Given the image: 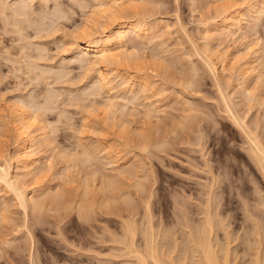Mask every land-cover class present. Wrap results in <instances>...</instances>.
<instances>
[{
  "label": "rangeland",
  "instance_id": "374dc122",
  "mask_svg": "<svg viewBox=\"0 0 264 264\" xmlns=\"http://www.w3.org/2000/svg\"><path fill=\"white\" fill-rule=\"evenodd\" d=\"M263 2L126 1L125 5L147 9L148 14L144 15L142 21L150 28L153 26L154 40L140 47L141 54L136 52L141 56L136 60L139 64L121 61L118 65H104L102 69L113 80L110 88L114 95H123L126 89L120 78L122 76L149 80L153 91L143 93L140 102L143 100V103L149 104L158 101L156 107L160 113L159 117L146 120L142 116L144 109L137 107L138 111L142 110L138 114L134 106L132 108L131 103L128 104L120 96L116 101L119 111L115 118L109 120L112 118L108 115L109 110H103L105 107L100 103V106L97 105L98 102L93 104L90 100H93L92 97L86 102L87 106L84 105L86 109L83 104L72 100L73 97L84 96L85 88L93 83L90 78L94 71L83 67L81 62L70 63L74 56L71 38L74 30L82 26L102 33L101 24L105 20L102 13L97 14L91 5L92 8L88 6L85 9L75 6L73 10L61 6L66 12L71 11V15L68 14L70 18L62 19L57 23L58 27H52L45 16L58 7L56 0H0V161L12 157V172H20L17 165L21 145L12 111L21 105L18 100L23 99L29 103L24 106V110L35 115L30 131L34 134L39 126H48L45 132H49L48 136L52 137H49L50 143V140L48 143L43 141L45 144L42 147H35L37 150L33 159L38 161L34 167H40L42 171L35 180H31V176L27 179L31 181L28 191L43 193L47 188L51 191L60 190L66 193L65 206L68 209L51 210L52 206L48 204L42 213L44 224L38 226L30 238L23 228L26 219L24 212L12 202L10 195L0 191V204L6 201L10 205L9 217L6 220L0 218V264L17 251V246L27 245L29 249L31 244L35 247V253L42 256L40 264H134L133 259L117 257L122 251H119L121 246L114 242L121 232L118 230L121 218L117 213L122 211L121 215L126 214L123 212L126 208L124 199L109 200L103 205V196L100 198L98 192L100 185H92L86 200L88 198L89 205H93L91 209L96 220L89 222L90 225L79 219L77 199L82 192L80 185L85 178V171L88 172V165L75 166L76 162L71 159L78 154L83 156L82 146L85 145H92L95 149L100 146L101 150L105 145L113 146L115 152L109 151L107 154H111V158L114 156V164L106 151L99 154L110 160L106 161L110 164L105 166L110 174L115 175L116 169L123 164H128L126 167L129 168L134 163V171L142 178L145 190L135 185L136 179L126 177L124 193L129 191L132 194V205L137 206L139 213L136 220H144V214L140 213L145 212V204L143 202L142 205L141 201L153 194L150 209L155 224L162 229L169 227L175 232L178 242H182L183 230L184 233L189 231L185 225L189 223L194 227L204 221V210L211 200L214 203L209 206V210L218 224L217 241L222 245L221 248L216 246L219 255L223 257L229 251L231 264H255L259 254L263 259L260 264H264V176L251 158V143L227 118L214 72L206 66L208 62L214 64L217 70L215 75L221 80L224 93L246 122L261 134L264 148V99L262 103L255 99L256 95H264V78L257 83L253 78L256 74L264 73V58H260V49L264 45V17L257 29L250 28L254 23L252 20L259 15L254 12L255 9L263 7ZM18 5H27V17L15 15L14 10H17ZM11 6L5 10V7ZM234 10L244 14L242 30H237L236 26L233 28L237 31L230 33L233 35L219 36L218 33L223 30L221 27H224L220 22L222 13ZM16 20L21 21L26 28L24 34L15 30L13 24ZM40 24L44 31L36 33ZM37 47H41L44 56L34 60L41 70L52 71L46 81L41 78L38 80L28 69L26 62L33 57H23L24 52ZM130 48L134 47L129 46L126 50L133 53L134 50ZM126 50L122 53L128 54ZM223 63L226 64V71H223ZM252 67L256 70L253 71ZM59 76L64 77L59 79ZM188 82L193 85L188 87ZM244 82L247 90L242 93L241 84ZM117 85H121L120 90ZM52 91L63 96L58 97L55 106H50L54 109L48 110L49 106L40 98ZM105 96L108 97L107 94ZM165 105L168 106L164 108ZM160 109H165V113L162 114ZM123 124L126 130L120 128ZM45 132L41 130L35 134L44 140ZM160 142L165 145L163 148L158 147ZM144 146L147 147L145 151L142 149ZM97 182L96 185L99 184ZM210 190L213 200L208 196ZM61 215L65 217L58 223ZM33 217L30 213L29 223ZM27 254L25 252L18 256L23 259V264H30ZM172 257L177 258V252Z\"/></svg>",
  "mask_w": 264,
  "mask_h": 264
},
{
  "label": "bare ground",
  "instance_id": "6f19581e",
  "mask_svg": "<svg viewBox=\"0 0 264 264\" xmlns=\"http://www.w3.org/2000/svg\"><path fill=\"white\" fill-rule=\"evenodd\" d=\"M56 1L58 3L57 5L58 7H56V9H54L53 12L50 13V15L45 16V18H48L50 22L52 23L51 24L52 27H58L59 25L57 23L60 20L62 19L68 20L70 18L68 14H70L71 11L66 12V10L62 9L61 6H63V8L64 6L68 8H72L73 10V7L75 6L76 7L78 6L81 9H85L89 5H91L94 8V10H96L97 14L102 13L103 15L102 17L105 18L104 23L101 24L102 25L101 28H103L102 33L96 32L97 29L87 30L84 28L85 26L84 27L82 26V28L76 29V31L74 30V34L70 42L71 43L70 45L72 47L71 52L74 53V56L72 57V60L70 61V63L71 62L72 63L81 62L83 67H85L86 69L88 68V70L89 68L90 70H93L94 75L92 76V78H90V79H93L92 80L93 83L91 84V82L89 81L90 82L89 84L91 85L87 84L88 87L85 88L84 90L85 91L84 92L85 94L83 93L84 96L81 97L80 95V97L77 96V98L73 97L72 100L74 102L78 101L79 103L83 104V108L86 109L84 105L87 106L86 102H89V99L92 97L93 100L92 99L90 100L93 104H97L98 102L97 105H99L100 103V105L105 107L103 110H109L108 115L109 116L111 115L112 118H110L109 116L108 117L110 118L109 120H112L113 118H115L116 113H118L119 111L117 99L121 96V98L126 100L128 104L131 103L132 108L134 106V108L136 109V112H139L138 114H141L142 112L140 108L144 109L142 112V116H144L146 120L148 119L151 120L152 118L154 119L156 117H159L160 112H159V108H157L158 101L155 102L154 100V102H149L151 101L149 99H152V98L148 96L149 99L147 98L145 99L149 100L147 101L149 102V104L143 103V100L142 102H140L141 99H143L140 97L143 93L153 91L152 84L149 83V80H147L146 78H142V77L136 78L133 76L132 77L122 76L120 78H122L121 80L124 81L123 84H125L126 89H124L123 95H119L118 92H117L118 93L117 95H114V94H111L112 89L110 88V86L113 85V80L109 77V73L108 74L105 73L102 69L104 65H110V64L116 65L117 63L120 64L121 61L123 62L125 61V63L127 62L129 63L130 61L137 63L136 60L140 59L139 57H141L140 50L142 48L140 47H143L147 43H150L154 40V33L152 34L153 26H151L150 28V26H147V24H145L142 21L144 19V15L148 14L147 9H144L142 7L140 8L137 6L136 7L131 6V5L129 6L128 4H127L128 6L125 5L126 1L130 2L133 0H56ZM263 7H259L255 9L254 12L258 13L259 15L252 20L254 23L251 24L252 25V27H250L251 29H254V28L257 29L260 23L263 22V17H264ZM10 8H12V6L9 8L5 7V10L10 9ZM27 8H28L27 5L19 6L17 10H14V13L17 17H27L28 16V12L26 10ZM243 16L244 14H241L240 12L235 11V10L234 12L224 11L221 15L222 18L220 21L221 24L223 23L224 27H221L223 30H221V32L218 33L219 36L227 37V36L233 35L230 33H233V31L235 32L236 29H234L233 27L236 28V26L238 27L237 30L238 29L242 30L241 22H242ZM20 22L21 21H17V20L14 21L13 26L16 31L24 34V31L26 28ZM36 29H37L35 30L36 33H42L44 31V28H42L41 24ZM216 40H218V37L216 38ZM256 41L258 44L259 39H257ZM129 46L134 47L133 49L130 48V50L132 49L135 52L134 51L133 53L131 51L128 52L126 49H129ZM263 46L260 49L261 50L260 58H264V47ZM135 48L137 49V51L135 50ZM123 50H126L128 54L124 52L122 53ZM28 51L29 52H24V55H23V57H26L27 59H30L33 57L32 58L33 60L32 59L31 61L28 60V62L25 61L27 63L28 69L30 70L31 73L36 75L38 80H40L41 78L42 81H46L45 79L47 78V75L52 74L51 73L52 71L50 70L51 71L50 72L49 70L47 71L41 70L40 65L38 64V62H36L37 60H39V58L42 59L44 56L42 54L43 52H42L41 47H37L34 50L29 49ZM138 51L140 53L139 55L138 53H136ZM17 61H15L14 63H16ZM223 64H224L223 71H226L227 70L226 64L225 63ZM206 66L209 67L208 68L209 70H212V73L214 72V77H215L214 79L218 87V91L220 92V95L222 97V101H223L224 109H225L224 112L227 114V118L231 120L233 125L236 126L242 132L243 135H245L248 143H251L250 144L251 145L250 147L251 158L253 159L255 165L257 166L261 174L264 176V148L262 146L263 141H262L261 134L256 132L255 131L256 129L254 127H251L250 123L246 122L245 118L242 117L238 113L237 109L235 108L234 104L230 100L229 96L224 93L223 87H221L222 85L220 84L221 80H218L215 75L217 74L216 73L217 70H215L216 68L214 64L213 63L211 64L210 62H208ZM252 70L255 71L256 68L252 67ZM62 77L64 76H59V79ZM253 78L256 83L260 82L264 78V73L256 74L253 76ZM41 83H44V82H41ZM245 83L246 82L241 84L242 93H244L247 90V88L244 87ZM192 85L193 83L191 82L187 83L188 87ZM119 86H118V89H119ZM135 87L138 88L139 90H136ZM86 90L88 91L86 92ZM104 94H107L108 97L106 96L104 97ZM155 94L156 93H154V95ZM159 94L160 93H158V95ZM43 95H44L43 97L40 98V96H38V98L43 99L42 101H44V103L47 104V107L49 106L47 108L46 105L44 104L45 105L44 108L46 107L49 110L50 106H55L57 104V101L60 98L59 96L62 94L58 93L57 95L56 91L55 92L52 91V92H48ZM155 96H154V99H155ZM261 96L262 95L260 94L258 96L256 95L255 99L258 102H261L264 99L263 98L264 95L263 97ZM18 102H20L21 105L18 106L19 108L16 106L17 109L14 108L15 110H13L12 113L14 114V117H15V120L14 119L13 120H14V123L16 124L17 134H18L20 145H21V154H20L21 156H20V159L17 165V169L20 172H17L15 174L12 172V168H13L12 157L5 160L4 162L0 161V191L4 192L5 195H10L12 202L24 212L26 219H25L23 228L26 229L28 236L31 238L36 232L38 226H41L44 224V221L42 219V213H43V209L47 207L48 204L52 206V208H50L51 210H57V211L65 210L66 211L68 209L65 206L66 193L61 192L60 190L51 191L50 188H47L43 193H38L35 190L34 191L32 190L31 192L28 191V186L31 181H28L27 179L31 176L32 177L31 180L33 179L35 180V178H37L40 175V171H42L40 167H37V166L34 167L35 166L34 164L36 163V161H38L37 159L35 160L33 159L34 152H36L37 150V149L35 150V147H38L37 145H39V147H42L45 144V142L43 141H46V143H48V141L52 137L48 136L49 132L48 133L45 132V129L46 127L48 128V126H43V125L39 127L37 126L38 128L35 130V133L36 132L38 133L41 130H44L45 132L43 134V136H45L44 140H42V137L40 138L39 134H35V133L33 134L30 131V127L32 123L31 121L35 120V115L32 114L29 110H26V109L24 110V106L29 105L28 102L24 101L23 99L20 101L18 100ZM161 103L159 102V104ZM116 106H117V111L115 110ZM139 106H140L139 109L141 111L137 110V107ZM167 106L165 105L164 108H166ZM83 108H82V111H83ZM52 109H54V107ZM135 109L133 110L134 112H135ZM162 110L163 111H161L160 109L162 114L165 113L164 112L165 109H162ZM85 111L86 110H84V112ZM106 113L108 112L106 111ZM119 118L123 119L122 117H119ZM84 119L85 118L83 116L82 120L84 121ZM120 122H122V120ZM120 122H117V123L119 124ZM215 122L217 123V121ZM83 123H86V122H83ZM84 127H85V124H84ZM121 127L123 128V130L127 129L125 125L120 126V128ZM50 142L51 140L49 141V143ZM85 146L86 147L82 146L83 148L80 146L83 149V152H82L83 156L78 154L77 156L78 158L75 157L76 158L75 159L73 157L71 159L73 162L74 161L76 162V163L74 162L75 166L78 164L80 165L82 164L83 166L85 165L86 167V165H88L87 166L88 172L85 171L86 173L85 178L82 180L83 183L81 182V185H80L82 187V192L80 196H78L79 199H77L79 219L81 221H84V223H89V222H93L92 220H96L94 218L95 217L94 216L95 214L93 213L94 210L91 209L93 205L91 206L89 205L91 203H89L88 198H87L88 202L86 200V197L90 196L89 188L92 187V185L93 187L94 186L98 187L100 185L98 187L99 188L98 192L100 193L99 195L100 198H102L101 195L103 196V202H102L103 205L105 203H109L108 202L109 200L117 199L118 201V199L120 198L124 199L126 208L123 210V212H126V214H124L125 216L123 214L121 215L122 211H120V214L117 213V216L121 218V223L119 224V227L121 228V230L120 228H118L119 232L121 231L120 232L121 235L120 233L117 234L118 237L114 242L117 243L118 246H121L119 248L120 249L119 251H122L121 254L117 255V257L119 256V257H126L127 259H131V260L133 259L134 264H183L184 261H188L189 262L188 264H231L229 260V251L225 254V256L221 257L219 255V251L216 249V246L222 247V245L219 242V240L217 241L218 236L216 233L217 231L216 226L218 224H216L215 217L212 211L209 210V206H212L214 203L213 201L210 200L211 204H209V206H207V208L204 210V214H205L204 221H202L198 225H195L194 227L191 226L189 223L186 224L185 227L186 229L188 228L189 231H187V233L186 232L184 233V230H183L182 242H178V240L175 238V232L172 229H168L169 227L162 229L161 226H157L155 224L153 220L154 214H152L151 212L152 210L150 209L151 203H152L150 199L152 198L151 196L153 194L148 195L147 198L144 197L146 199H142L143 201H141L142 205H143V202L145 204V207H143L145 209L144 210L145 212L140 213L142 215L144 214L143 215L144 218H142L141 216V218L144 220L138 221L135 219L136 215L139 213L137 212V208H136L137 206L134 207L132 205L133 199H132L131 192L128 191L124 193V190H125L124 189V186H125L124 179L126 177H133L134 179L137 180L135 185L137 187H142L144 190H145V187H144L145 185L141 181L142 178L138 177L139 174L136 175V172H135L136 170L134 167L135 165H133L134 163H132L131 165L133 167H129V168L128 166L126 167V165L128 164H125V165L123 164V166L116 169L117 173L115 175L110 174L111 172L108 173L109 171L107 172L108 169L105 166L110 164L106 162V161L110 162L109 159H111L112 162L114 161L112 159L114 158V156L111 158L110 156L112 155L107 154V152L109 151L115 152V149L113 148V146L105 145V147L104 146L102 147L103 148L102 150L99 149L100 146L98 147L96 146V149L92 145L89 147L88 145H85ZM164 146L165 145L161 144V142L158 144V147L160 148H163ZM98 149L100 151H98ZM142 149L145 151L147 150V147L144 146V148ZM101 151L103 152L106 151V155L107 156L109 155L110 158L107 160L108 158L107 156H105L106 158L101 157L99 155ZM117 154L115 153V156ZM117 156H119V154ZM115 159L117 158L115 157ZM115 164L117 165V162ZM83 166L81 167L79 166V168H83ZM96 182L99 184L96 185ZM132 186H134V184ZM120 193L123 194V196H121ZM116 194H117V198H116ZM208 194H209L208 196L211 197L212 199L213 194L211 190H210V193ZM178 204L181 205V202H178ZM176 206H177V203H176ZM87 209H90V210H87ZM9 213H10V205L6 201L4 202L2 201V203L0 204V218L3 220H6L9 217ZM30 213L32 214V216H34L31 223H29ZM62 215L60 216L58 223L63 221L62 217H65V216H62ZM0 224H1V220H0ZM140 237L142 238L140 239ZM81 241L79 243L82 244ZM85 246H87L86 243H85ZM25 252L28 253L27 257H28V261L30 264H40V260H42L41 259L42 256H39L37 253H35V247L33 248V244H31V247L29 249L27 245L17 246V251L11 254L3 264H23L24 263L23 259L22 260L19 259L18 256H22L23 253ZM174 252H177V255H178L177 258L175 257L176 259L172 257ZM257 256L258 257L254 261V263L260 264V262H262L263 260L262 256L259 254Z\"/></svg>",
  "mask_w": 264,
  "mask_h": 264
}]
</instances>
